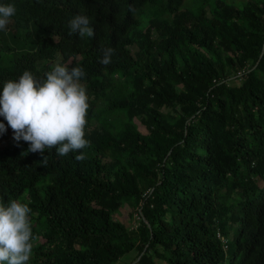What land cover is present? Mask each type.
Instances as JSON below:
<instances>
[{
    "label": "trees",
    "instance_id": "obj_1",
    "mask_svg": "<svg viewBox=\"0 0 264 264\" xmlns=\"http://www.w3.org/2000/svg\"><path fill=\"white\" fill-rule=\"evenodd\" d=\"M0 3L16 8L0 34L35 44L3 58L0 93L57 62L86 72L84 161L28 152L0 116V203L31 208L28 264H229L231 247V264H264V0ZM76 15L93 37L69 34Z\"/></svg>",
    "mask_w": 264,
    "mask_h": 264
},
{
    "label": "clouds",
    "instance_id": "obj_2",
    "mask_svg": "<svg viewBox=\"0 0 264 264\" xmlns=\"http://www.w3.org/2000/svg\"><path fill=\"white\" fill-rule=\"evenodd\" d=\"M14 4L0 3V30H6L10 18L15 15ZM69 34L81 39L94 36V28L88 16L76 15L67 22ZM115 49H103L100 60L109 65ZM86 76L79 66L57 62L38 81L31 71L25 70L18 79L3 83L0 93V116L14 132V139L29 144L28 152L43 153L55 149L63 157L76 155L84 161L81 151L89 146L85 138L89 109L87 90L82 78ZM7 131L0 122V134ZM47 163V157L41 161ZM31 208L20 200H10L7 206L0 203V264H28L33 249Z\"/></svg>",
    "mask_w": 264,
    "mask_h": 264
},
{
    "label": "rangeland",
    "instance_id": "obj_3",
    "mask_svg": "<svg viewBox=\"0 0 264 264\" xmlns=\"http://www.w3.org/2000/svg\"><path fill=\"white\" fill-rule=\"evenodd\" d=\"M0 31H7V29L6 30H0ZM5 34V33H4ZM0 34V37H3V38H5L4 36H6L7 37V42H8V44L10 45V47L12 48L11 50L9 49V52H7V51H3V52H0V55L3 53V56H1L0 57V64H4L5 63V61H7V59H8V57H13L14 56V53H15V51H19L18 50V45H21V44H23V42H25V46H23V47H21V48H24L25 50H27V49H30V48H32L35 44L32 42V40H30V39H28L26 36H25V34H23V36H21V38H20V40H22L21 41V43H16V42H14V43H12L11 41V36H10V34ZM16 43V44H15ZM36 43V42H35ZM18 44V45H17ZM24 50V51H25ZM7 53V54H6ZM3 58L5 59V61L3 60ZM12 135H14V132H13V130L10 128V136H12ZM9 143V140L8 139H5V138H1L0 137V148H4L7 144ZM262 183V181L260 182V184ZM263 185V184H262ZM132 208L131 207H129L128 205H126L125 207H124V209H123V211H122V213H120V214H116V217L117 218H120L121 220H123V221H125V222H127L128 224L130 223V220H131V222L133 223V222H135V220H134V217L132 216ZM135 216H137V214H135ZM232 252H233V247H231V249H229L228 251H227V254H228V263L229 264H231L230 263V259H229V257L231 256V254H232ZM135 254L134 253H132V255H130V254H127V255H125L124 257H122L119 261H117L115 264H128L129 262H130V258L131 257H133Z\"/></svg>",
    "mask_w": 264,
    "mask_h": 264
}]
</instances>
